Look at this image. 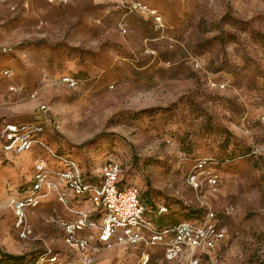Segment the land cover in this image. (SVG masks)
Here are the masks:
<instances>
[{
    "label": "rangeland",
    "instance_id": "obj_1",
    "mask_svg": "<svg viewBox=\"0 0 264 264\" xmlns=\"http://www.w3.org/2000/svg\"><path fill=\"white\" fill-rule=\"evenodd\" d=\"M136 1L160 20L127 0H0V45L11 46L0 54V128L44 118L46 105L37 137L85 175L110 155L171 218L217 215L227 237L200 264H264V0ZM39 157L48 149L0 152V258L27 263L50 248L74 260L58 225L73 204L26 209L27 236L15 225L11 198ZM141 251L117 246L94 264H135ZM148 264L167 263L157 250Z\"/></svg>",
    "mask_w": 264,
    "mask_h": 264
},
{
    "label": "built area",
    "instance_id": "obj_2",
    "mask_svg": "<svg viewBox=\"0 0 264 264\" xmlns=\"http://www.w3.org/2000/svg\"><path fill=\"white\" fill-rule=\"evenodd\" d=\"M49 3H65L68 0H47ZM129 1L131 11L146 12L160 20L155 10L147 8L136 0ZM11 46H1L0 54H7ZM3 75L9 69L1 71ZM63 81L71 85L75 82L68 77ZM34 96V94L32 95ZM44 118L27 122H7L0 128V152L17 155L34 147L48 149L49 159L37 158L33 162L32 181L19 198H11L15 225L21 228V236L31 233L26 222V209L37 207L51 197L66 209L71 204L72 216L59 220L62 239L74 260L66 254L44 250L27 264H94L103 251L117 246L138 247L142 251L135 264H148L151 253L160 252L167 264H200L205 256L212 257L227 237L225 226L211 210L185 219L171 218V210L166 204H148L134 184H119L120 164L108 155L98 172L87 176L78 162L69 155L51 150L37 135L44 132L47 118L46 105L40 106ZM57 127L58 122L52 120ZM206 158L195 162V168L202 169ZM209 181L215 183L214 175ZM194 187L198 183L194 174L190 176ZM189 183V174H188ZM88 201L90 209L79 206ZM81 203L82 205H80Z\"/></svg>",
    "mask_w": 264,
    "mask_h": 264
},
{
    "label": "trees",
    "instance_id": "obj_3",
    "mask_svg": "<svg viewBox=\"0 0 264 264\" xmlns=\"http://www.w3.org/2000/svg\"><path fill=\"white\" fill-rule=\"evenodd\" d=\"M119 184H128V183H124L122 181V179L120 178V174H119ZM141 196H142V194H141ZM148 198L150 199V203H148V204H152V203L155 202L151 197L148 196ZM155 203H157V202H155ZM167 206L170 207L169 205H167ZM195 212H196L195 209H191V214L190 215H198V214H195ZM188 215H189V212H188ZM24 261L25 260H23V257L22 256H14V255H7V254H4L0 258V264H27Z\"/></svg>",
    "mask_w": 264,
    "mask_h": 264
}]
</instances>
